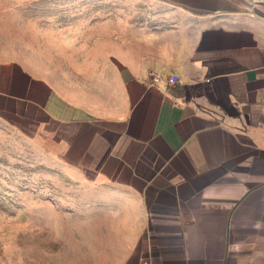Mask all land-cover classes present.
<instances>
[{
    "label": "crops",
    "instance_id": "0c3cea01",
    "mask_svg": "<svg viewBox=\"0 0 264 264\" xmlns=\"http://www.w3.org/2000/svg\"><path fill=\"white\" fill-rule=\"evenodd\" d=\"M138 1L0 55V125L84 189L75 264H264V1Z\"/></svg>",
    "mask_w": 264,
    "mask_h": 264
},
{
    "label": "rangeland",
    "instance_id": "374dc122",
    "mask_svg": "<svg viewBox=\"0 0 264 264\" xmlns=\"http://www.w3.org/2000/svg\"><path fill=\"white\" fill-rule=\"evenodd\" d=\"M134 3L135 10L127 6ZM123 14L143 21L152 12L138 0H0V55L35 69L38 26L52 31L73 21ZM22 22L32 46L25 53L14 34ZM84 206L78 182L38 155L29 141L0 125V264L77 263L83 253L79 258L70 238L76 239L71 230Z\"/></svg>",
    "mask_w": 264,
    "mask_h": 264
},
{
    "label": "built area",
    "instance_id": "2783aa9c",
    "mask_svg": "<svg viewBox=\"0 0 264 264\" xmlns=\"http://www.w3.org/2000/svg\"><path fill=\"white\" fill-rule=\"evenodd\" d=\"M258 1H264V0H258ZM254 3H255V1H254ZM160 80H161V78H159V77H155V76L151 77V81L154 83L158 82ZM165 81H166L167 85L171 86V87L176 84V80L174 78H165Z\"/></svg>",
    "mask_w": 264,
    "mask_h": 264
}]
</instances>
